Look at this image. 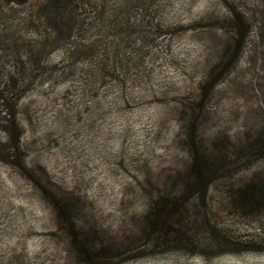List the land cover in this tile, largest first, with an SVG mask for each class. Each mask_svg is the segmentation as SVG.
Returning <instances> with one entry per match:
<instances>
[{"label":"rangeland","instance_id":"rangeland-1","mask_svg":"<svg viewBox=\"0 0 264 264\" xmlns=\"http://www.w3.org/2000/svg\"><path fill=\"white\" fill-rule=\"evenodd\" d=\"M46 1L0 0V264H75L68 222L108 243L148 205L186 237L120 264H264V196L233 208L264 189V0Z\"/></svg>","mask_w":264,"mask_h":264},{"label":"trees","instance_id":"trees-1","mask_svg":"<svg viewBox=\"0 0 264 264\" xmlns=\"http://www.w3.org/2000/svg\"><path fill=\"white\" fill-rule=\"evenodd\" d=\"M63 1L68 2L69 0ZM56 3H59V0H47L44 7L38 11V14L50 19L57 13ZM233 30L234 37H232L231 42L234 45L233 47L238 50L243 40L245 29L240 31L237 29ZM260 141L264 142L263 134H260L258 139L254 140L252 144L259 146ZM212 154V147L207 152L198 153L196 150L191 152V172L201 186L199 192H205L207 187L204 183L201 163L204 160V156ZM247 188H249L247 185L241 187L243 195L241 200L249 199L252 205H233V208L237 207L239 211L244 212L261 202L264 196V189L258 188L253 191L255 187L252 189ZM186 215L187 212L184 211L182 205H148L144 215L130 216L127 223H123L120 226V230L117 231L116 240L108 243L103 242L101 239L98 240L94 235H90L83 227H75L68 222L69 230L64 235L66 242L65 252L70 253L68 254L71 255L75 264H120L129 260L136 261L139 256L129 251V248L133 245L144 244L152 249L170 243H177L181 238H185L188 226Z\"/></svg>","mask_w":264,"mask_h":264}]
</instances>
